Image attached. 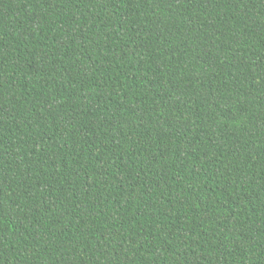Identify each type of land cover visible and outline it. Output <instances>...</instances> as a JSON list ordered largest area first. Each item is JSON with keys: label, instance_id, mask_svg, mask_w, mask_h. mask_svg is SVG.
<instances>
[{"label": "trees", "instance_id": "obj_1", "mask_svg": "<svg viewBox=\"0 0 264 264\" xmlns=\"http://www.w3.org/2000/svg\"><path fill=\"white\" fill-rule=\"evenodd\" d=\"M0 264H264V0H0Z\"/></svg>", "mask_w": 264, "mask_h": 264}]
</instances>
